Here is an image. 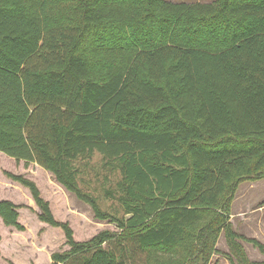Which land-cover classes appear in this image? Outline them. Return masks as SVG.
Instances as JSON below:
<instances>
[{
    "label": "trees",
    "instance_id": "16d2710c",
    "mask_svg": "<svg viewBox=\"0 0 264 264\" xmlns=\"http://www.w3.org/2000/svg\"><path fill=\"white\" fill-rule=\"evenodd\" d=\"M0 152L121 230L77 241L9 174L65 234L51 264H211L222 234L230 264H264L231 222L240 184L264 180V0H0ZM95 153L121 172L123 218L79 184ZM20 207L0 218L23 231Z\"/></svg>",
    "mask_w": 264,
    "mask_h": 264
},
{
    "label": "rangeland",
    "instance_id": "374dc122",
    "mask_svg": "<svg viewBox=\"0 0 264 264\" xmlns=\"http://www.w3.org/2000/svg\"><path fill=\"white\" fill-rule=\"evenodd\" d=\"M168 1L212 3L215 0ZM78 165L81 172L80 186L97 197L104 211L123 218L125 214L118 187L122 178L120 170L106 166L99 153L82 159ZM9 174L23 175L34 181L43 198L49 201L55 218L70 225L75 240L88 241L103 231L121 232L116 223L97 219L92 208L60 184L53 173L36 163L17 161L0 152V200H10L21 206L19 223L25 229L20 231L16 227L7 226L0 218V264H51L53 254L70 249L64 232L39 220L40 210L30 191L13 181ZM231 214V222L236 232L264 243V180L240 184ZM242 243L252 261L264 260V254L251 243ZM217 248L219 253L213 256L211 264H230L225 256L228 245L224 236L219 239Z\"/></svg>",
    "mask_w": 264,
    "mask_h": 264
},
{
    "label": "crops",
    "instance_id": "0c3cea01",
    "mask_svg": "<svg viewBox=\"0 0 264 264\" xmlns=\"http://www.w3.org/2000/svg\"><path fill=\"white\" fill-rule=\"evenodd\" d=\"M39 166V165H38ZM40 167V166H39ZM222 236H224V234L223 235H221V237L219 238V239H221L222 238ZM225 237V236H224ZM1 241H2V239H1ZM1 243V242H0ZM226 253L228 252V249L225 251ZM259 261H264V260H259Z\"/></svg>",
    "mask_w": 264,
    "mask_h": 264
}]
</instances>
